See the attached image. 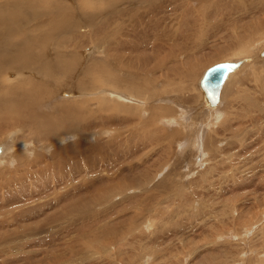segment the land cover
<instances>
[{
    "label": "rangeland",
    "instance_id": "374dc122",
    "mask_svg": "<svg viewBox=\"0 0 264 264\" xmlns=\"http://www.w3.org/2000/svg\"><path fill=\"white\" fill-rule=\"evenodd\" d=\"M93 1L0 0V264H264V0Z\"/></svg>",
    "mask_w": 264,
    "mask_h": 264
},
{
    "label": "bare ground",
    "instance_id": "6f19581e",
    "mask_svg": "<svg viewBox=\"0 0 264 264\" xmlns=\"http://www.w3.org/2000/svg\"><path fill=\"white\" fill-rule=\"evenodd\" d=\"M90 1V0H89ZM86 2H88V1H86ZM92 6L95 4L94 3V1L93 0H91V3H90ZM243 48V49H242ZM241 48V50L240 51H238L237 50V57H235V58H237V59H243L244 57H247L248 55H250L249 53H248V51L250 52V50H249V48L247 49V48H245V47H242ZM29 51V50H28ZM264 51V50H263ZM256 52V51H255ZM257 53V52H256ZM238 54H242V55H238ZM261 54V53H260ZM259 54V55H260ZM263 54H264V52H263ZM27 55V54H26ZM264 56V55H263ZM262 57V56H261ZM29 58V57H28ZM229 61H231L232 59H228ZM234 62H236V61H234ZM237 65H236V67L235 68H233L232 70H230L229 72H227L228 74H227V76H226V78H225V80L223 81V83H222V85H221V87H220V91H219V96H218V99L217 100H211L209 97H207V95H206V91L204 90V88L202 89V87H200V85H199V81H200V78L201 77H199L198 78V86H197V89H199V91H200V93H201V104L204 106V108H206V109H208V110H205V112L204 113H206L207 115H208V117H211L212 119H217V117L218 116H213V114H218V112H219V110H220V107H221V102H222V98H223V93H224V89H226V86L229 84V82L232 80V78H234L235 77V75H238L239 73H237V72H239V71H241L243 68H245V67H254L255 65H257V64H255L256 63V61H254V63H253V60H251L250 59V62H248V60H237ZM26 65V64H25ZM13 66V65H12ZM18 67V66H17ZM23 67V66H22ZM5 71V70H4ZM19 72H22L21 70L19 71ZM21 74V73H20ZM94 74H99L98 72H94ZM203 74H201V76H202ZM18 77V76H17ZM101 76H97V79H96V81H99V78H100ZM239 77V76H238ZM102 78V77H101ZM235 79V78H234ZM10 82V81H9ZM230 85V84H229ZM234 85V84H233ZM93 88V87H92ZM94 89V88H93ZM203 90L202 92H201V90ZM205 94H204V93ZM132 94V93H131ZM64 96H66V97H68V98H70V96L72 95V94H68V95H66V93L65 94H63ZM203 99H204V101H203ZM9 103V102H8ZM210 110V111H209ZM209 112V113H211V114H209V113H207V112ZM218 111V112H217ZM209 122H210V118H209ZM1 143V142H0ZM2 144V143H1ZM0 144V159H2V157L6 154L5 152H8L10 149H11V147H10V149H9V146H7V148H6V145L5 144H3L4 146H2ZM9 145V144H8ZM9 149V150H8Z\"/></svg>",
    "mask_w": 264,
    "mask_h": 264
},
{
    "label": "water",
    "instance_id": "95a60500",
    "mask_svg": "<svg viewBox=\"0 0 264 264\" xmlns=\"http://www.w3.org/2000/svg\"><path fill=\"white\" fill-rule=\"evenodd\" d=\"M237 61L219 60L207 66L200 78L199 85L206 91L207 97L217 100L220 87L227 76V72L236 67Z\"/></svg>",
    "mask_w": 264,
    "mask_h": 264
},
{
    "label": "clouds",
    "instance_id": "9594fccd",
    "mask_svg": "<svg viewBox=\"0 0 264 264\" xmlns=\"http://www.w3.org/2000/svg\"><path fill=\"white\" fill-rule=\"evenodd\" d=\"M20 135H22V131L21 130H19V129H16V130H13V131H11L9 134H8V136H7V140L11 143V142H17L16 141V137L17 136H20ZM27 147H28V145H27V143H26V154L28 155V156H32L33 155V153L32 152H27ZM9 151H11V150H9ZM50 151H51V149H50ZM5 163H7V166L8 167H12V168H14L15 166H16V164H17V161L13 158V159H11L10 161H5L4 159H0V165H4Z\"/></svg>",
    "mask_w": 264,
    "mask_h": 264
}]
</instances>
